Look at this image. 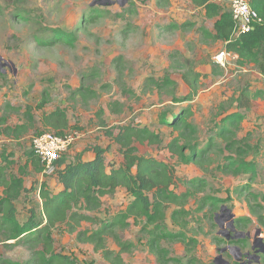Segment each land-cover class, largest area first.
<instances>
[{"label": "rangeland", "instance_id": "1", "mask_svg": "<svg viewBox=\"0 0 264 264\" xmlns=\"http://www.w3.org/2000/svg\"><path fill=\"white\" fill-rule=\"evenodd\" d=\"M218 2L231 10L228 0ZM215 22L191 0H0V166H8L7 178L26 165L35 136L55 132L43 125L44 113H67L63 134L74 137L62 155L68 161L91 159L100 146L110 167L124 159L108 132L148 127L162 142H135L137 154L172 165L176 192L192 195L186 214H176L182 206L175 203L166 206L165 229L177 235L161 237L160 253L156 245L152 250L153 226L145 219L115 226L106 247L117 254L119 242L126 245L120 264H159L160 254L167 264H264V74L237 59L227 67L216 63L226 43L204 32H214ZM189 67L201 74L196 94L183 78ZM244 90L262 94L251 98L249 109L238 105ZM183 118L189 127L180 130L175 125ZM19 124L28 126L25 134L7 133V126ZM179 137L206 150L203 157L180 161L168 147ZM57 168L28 166L26 189L15 201L21 222L31 211L45 220L40 190L60 189ZM214 199L221 202L213 205ZM101 200L98 209L74 207L90 217L74 230L63 223L51 231L55 253L74 264H119L85 238L124 212L133 197L119 187ZM20 240L0 229V264H52L43 244Z\"/></svg>", "mask_w": 264, "mask_h": 264}, {"label": "trees", "instance_id": "2", "mask_svg": "<svg viewBox=\"0 0 264 264\" xmlns=\"http://www.w3.org/2000/svg\"><path fill=\"white\" fill-rule=\"evenodd\" d=\"M196 7L205 9L206 17H219L214 25V32L205 31L206 36L213 41L226 42V50L237 56V62L241 66L253 64L264 74V0H250L252 8L256 9L262 22L255 23L250 32L235 35L236 22L229 10H225L218 0H191ZM181 27L188 26L182 24ZM201 74L194 71L193 67L183 74L184 80L191 88V94H196L200 82ZM171 83L166 81V84ZM262 93V92H261ZM262 96V94H251L249 90H244L239 99L241 108L249 109L251 98ZM28 116H31L28 113ZM33 116H31L32 118ZM228 121H235L234 117L226 118ZM42 123L46 128L53 129L58 134H63L69 127V118L64 110L57 109L50 113H44ZM180 130L188 128L186 118L178 120L175 125ZM8 134L21 137L28 131V126L19 124L15 127H6ZM108 135L120 147L123 155V163L119 166H109L106 162V149L93 147L94 157L83 160L81 157L74 161H68L66 156H61L55 163L57 164V180L61 187L58 191H51L45 187L41 188L40 196L43 199V213L45 220L40 222L37 214L31 211L29 218L21 222L18 218L16 199L25 191V177L28 175L29 165L36 172H42L44 166L41 159L33 152L27 157L25 166L19 169V174L7 178L6 170L8 166H0V186L3 194L0 195V229L8 232V239L35 244H43L45 253H49V261L52 264H74L67 256L55 253L50 239V233L59 224L66 223L74 230L83 220H89L86 214L74 211V207L84 203L90 210L101 207L102 198L113 194L117 188L124 187L133 197L126 210L115 216L114 220L105 223L103 228L92 232L85 240L93 243L97 251L101 250L108 260H115L123 263L121 252L127 250L125 244L119 242L120 252L115 254L113 250L106 247L105 236L113 233L115 226L125 227L127 219L133 217L135 221L145 219L147 225H152L151 245H156L161 237L175 238L177 234L168 232L165 227V208L170 203L182 206L176 214H186L185 204L188 202L191 193L185 191L176 192L175 169L169 163L158 160L153 156H143L137 154L135 142L140 144H158L162 142L159 134L153 132L148 127H137L133 124L123 125L118 133L108 132ZM212 144H210V147ZM169 149L173 154L178 155L180 161L190 163L202 158L206 150H198L191 141H183V138H175ZM190 150V154L186 150ZM253 169V168H250ZM221 199H214L216 206ZM205 203V202H204ZM174 214V215H176ZM157 233V234H156ZM156 234V235H154ZM81 237V232L79 233ZM39 259H45L44 253L38 252ZM159 264H167L166 256L160 254Z\"/></svg>", "mask_w": 264, "mask_h": 264}, {"label": "built area", "instance_id": "3", "mask_svg": "<svg viewBox=\"0 0 264 264\" xmlns=\"http://www.w3.org/2000/svg\"><path fill=\"white\" fill-rule=\"evenodd\" d=\"M231 13L236 22L235 35L250 32L255 23L262 22L258 11L250 5V0H228ZM230 59L237 56L227 50L221 51L216 57V63L227 67ZM73 136L55 132H43L33 138L32 150L41 159L43 166L50 169L55 162L70 148Z\"/></svg>", "mask_w": 264, "mask_h": 264}, {"label": "flooded vegetation", "instance_id": "4", "mask_svg": "<svg viewBox=\"0 0 264 264\" xmlns=\"http://www.w3.org/2000/svg\"><path fill=\"white\" fill-rule=\"evenodd\" d=\"M228 215H225L224 217H227ZM258 246V245H257ZM258 249L256 248V250H255V252L257 251ZM248 259H250V261H252V259H255L254 258V256H250V255H245ZM220 260V259H219ZM221 263V261L218 263V264H220ZM222 264V263H221Z\"/></svg>", "mask_w": 264, "mask_h": 264}, {"label": "water", "instance_id": "5", "mask_svg": "<svg viewBox=\"0 0 264 264\" xmlns=\"http://www.w3.org/2000/svg\"><path fill=\"white\" fill-rule=\"evenodd\" d=\"M232 226V225H231ZM232 228H234V227H232ZM238 250H239V248H238ZM250 263V262H249ZM225 264H228L227 262H225ZM243 264V263H242ZM246 264V263H245Z\"/></svg>", "mask_w": 264, "mask_h": 264}, {"label": "crops", "instance_id": "6", "mask_svg": "<svg viewBox=\"0 0 264 264\" xmlns=\"http://www.w3.org/2000/svg\"><path fill=\"white\" fill-rule=\"evenodd\" d=\"M216 18V21L218 20L219 17H215ZM216 23V22H215ZM223 42V41H222ZM226 43V42H225Z\"/></svg>", "mask_w": 264, "mask_h": 264}]
</instances>
